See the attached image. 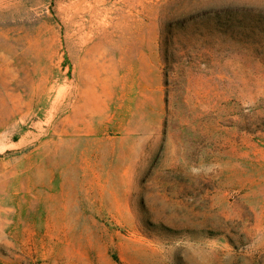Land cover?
Masks as SVG:
<instances>
[{"label": "rangeland", "instance_id": "1", "mask_svg": "<svg viewBox=\"0 0 264 264\" xmlns=\"http://www.w3.org/2000/svg\"><path fill=\"white\" fill-rule=\"evenodd\" d=\"M0 264H264V0H0Z\"/></svg>", "mask_w": 264, "mask_h": 264}]
</instances>
